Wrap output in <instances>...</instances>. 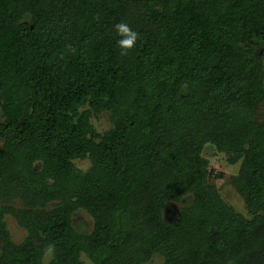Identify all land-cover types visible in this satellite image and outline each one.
Here are the masks:
<instances>
[{"label": "trees", "instance_id": "1", "mask_svg": "<svg viewBox=\"0 0 264 264\" xmlns=\"http://www.w3.org/2000/svg\"><path fill=\"white\" fill-rule=\"evenodd\" d=\"M263 48L264 0H0V264H264Z\"/></svg>", "mask_w": 264, "mask_h": 264}, {"label": "rangeland", "instance_id": "2", "mask_svg": "<svg viewBox=\"0 0 264 264\" xmlns=\"http://www.w3.org/2000/svg\"><path fill=\"white\" fill-rule=\"evenodd\" d=\"M264 56V48L261 50ZM91 123L98 134H103L104 132L110 130L113 126L110 121L109 113H101L98 115L91 116ZM203 156L208 160L209 169L216 171V173H223L224 178H213L211 183L214 187L219 190L223 198L230 203L238 212L246 214V207L242 197L236 191L234 187V179L238 174L239 166L230 164L225 154L219 153L212 144H207L204 149ZM76 165L86 171L91 166L89 159H78L75 161ZM192 202V197H185L180 203H170L167 206V218L171 219L178 215L179 209L182 206H188ZM9 229L15 241H21L25 236L26 232L17 224L16 220L12 216L6 217ZM76 222L78 226L83 229L90 231L93 226L92 217L86 212H78L76 214ZM87 264H91L86 257H84ZM162 258L154 257L152 261L146 264H160Z\"/></svg>", "mask_w": 264, "mask_h": 264}, {"label": "clouds", "instance_id": "3", "mask_svg": "<svg viewBox=\"0 0 264 264\" xmlns=\"http://www.w3.org/2000/svg\"><path fill=\"white\" fill-rule=\"evenodd\" d=\"M114 31L118 37L116 45L120 49V55L127 56L129 51L135 47L139 39V33L133 30L129 24L124 21L115 24Z\"/></svg>", "mask_w": 264, "mask_h": 264}]
</instances>
